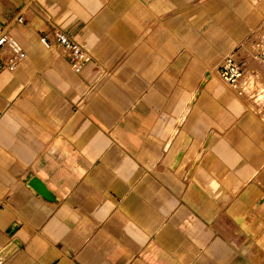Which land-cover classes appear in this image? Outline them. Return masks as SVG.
Returning a JSON list of instances; mask_svg holds the SVG:
<instances>
[{
    "label": "crops",
    "instance_id": "crops-1",
    "mask_svg": "<svg viewBox=\"0 0 264 264\" xmlns=\"http://www.w3.org/2000/svg\"><path fill=\"white\" fill-rule=\"evenodd\" d=\"M263 27L264 0H0L25 52L0 69V264H264V121L217 77L264 64Z\"/></svg>",
    "mask_w": 264,
    "mask_h": 264
},
{
    "label": "built area",
    "instance_id": "built-area-1",
    "mask_svg": "<svg viewBox=\"0 0 264 264\" xmlns=\"http://www.w3.org/2000/svg\"><path fill=\"white\" fill-rule=\"evenodd\" d=\"M23 20L24 17L20 15L18 21L22 22ZM53 34L54 42L63 47L71 56L75 69L79 70L83 64L93 59L90 49L64 29L55 27ZM41 40L47 47L53 44L46 35L43 36ZM249 47L250 50L253 51L254 58L264 62V38L259 37V39H250L245 44L244 48ZM24 57L25 52L21 45L7 32H2L0 34V69L7 67L13 68L17 61ZM247 70V61H245L244 55L237 50V52L224 58L219 70V76L226 84L239 94H242L245 90L241 86L242 80L245 78Z\"/></svg>",
    "mask_w": 264,
    "mask_h": 264
},
{
    "label": "rangeland",
    "instance_id": "rangeland-1",
    "mask_svg": "<svg viewBox=\"0 0 264 264\" xmlns=\"http://www.w3.org/2000/svg\"><path fill=\"white\" fill-rule=\"evenodd\" d=\"M245 61H247L246 57H245ZM217 77L221 81L220 76L217 75ZM249 79L252 83L249 85H245L247 84L245 82H248ZM241 86L243 89L249 88L250 90V96H249L250 99L248 101L249 108L255 114L260 116L264 121V64H262L261 66H257L255 64L250 65L249 69L247 70L245 78L242 80Z\"/></svg>",
    "mask_w": 264,
    "mask_h": 264
},
{
    "label": "water",
    "instance_id": "water-1",
    "mask_svg": "<svg viewBox=\"0 0 264 264\" xmlns=\"http://www.w3.org/2000/svg\"><path fill=\"white\" fill-rule=\"evenodd\" d=\"M183 155V151H180L177 155V161L181 159ZM30 185L33 186L39 193H41L43 196L49 199H54V196L51 194V192L47 189L45 184L39 180L38 178H32L30 181Z\"/></svg>",
    "mask_w": 264,
    "mask_h": 264
}]
</instances>
